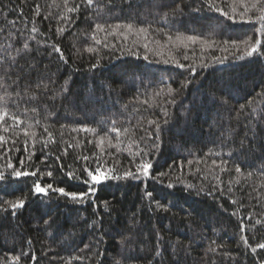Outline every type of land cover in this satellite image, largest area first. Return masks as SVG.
Masks as SVG:
<instances>
[{
    "label": "trees",
    "instance_id": "obj_1",
    "mask_svg": "<svg viewBox=\"0 0 264 264\" xmlns=\"http://www.w3.org/2000/svg\"><path fill=\"white\" fill-rule=\"evenodd\" d=\"M214 3L0 0V264H264V4Z\"/></svg>",
    "mask_w": 264,
    "mask_h": 264
},
{
    "label": "snow or ice",
    "instance_id": "obj_2",
    "mask_svg": "<svg viewBox=\"0 0 264 264\" xmlns=\"http://www.w3.org/2000/svg\"><path fill=\"white\" fill-rule=\"evenodd\" d=\"M86 3L91 6L93 3V0H86ZM204 3L207 4L208 8L211 10L212 8H215V10L217 12H219L222 16L227 17L229 20H232L233 17L226 11H224L222 8L218 7L215 5L214 0H204ZM257 4H264V0H256V3H254L252 5V7H256ZM233 11H235V9H233ZM262 11H264V8H262ZM259 19L261 21H264V16H260ZM96 27L99 30H103V26L102 25H96ZM127 28L129 30H131L132 25L129 24L127 25ZM35 31V29H33ZM139 31L144 32L146 31L144 28L139 29ZM190 40H195V37H189ZM260 46H261V42L260 41H256V43L254 45H252L250 47V49L246 50V55L251 57L254 53L260 55L262 54L260 52ZM25 47H27V45H25ZM92 49H89V51H91ZM55 51L59 52V49L56 48ZM221 91H223L225 88L228 87L227 84L218 82ZM39 87V85H37ZM2 99V98H0ZM215 103V100L213 101ZM4 115H7V113L5 112ZM13 119H17L16 117H12ZM151 123H156V122H151ZM165 123H167V121H165ZM156 127L159 128L160 125L157 123ZM83 131H89V129L84 128L82 129ZM112 131L116 132L117 135H119L120 129L117 128H113ZM141 155V161L140 163L137 165L136 168V173H133L131 171H128L126 173H124L123 178H128V177H132V178H137V174H143L144 176H148L150 174V169L153 167L152 163L146 161L143 159V155L144 154H140ZM57 159H59V157H57ZM85 160L88 159V157H84ZM9 168H13V174L15 175V177L19 178L21 176H27V175H35L36 173H29L27 171L21 172V171H17L14 169V166L9 164L8 165ZM236 171L240 172L241 169L239 166L236 167ZM85 172L87 173V177L88 179L85 180L84 182L90 185H96V184H100L104 181H107L109 179H121L122 177L117 176L114 174V170L112 169H105V167L103 165L98 164L97 167L93 170V169H88L85 168ZM48 175L51 176L52 173L48 172ZM161 175H163V173H161ZM69 178H73V174L72 173H68ZM4 179V176L2 173H0V180ZM34 192L36 194H44L47 195L49 190H53L56 191L58 193H60L63 196L66 197H71L73 200H83L85 198V196L87 195V193H69L65 190V188L63 187H58V188H53V186L51 184H48L46 186H41V184L39 182H36L34 184ZM90 191H94V188L90 187ZM146 196H148L149 198H151L153 196V194L151 192H146L145 193ZM4 203H8V202H4ZM159 205V202H157ZM24 206V201L20 200L17 201L15 204H11V207L13 209L17 208V207H23ZM160 207H163V205H159ZM13 215H15V212H13ZM45 223H47V221H45ZM257 223H259V221H257ZM259 248L264 249V243H260L258 245ZM256 249H253V252H255Z\"/></svg>",
    "mask_w": 264,
    "mask_h": 264
}]
</instances>
